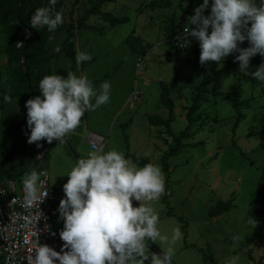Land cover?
<instances>
[{
	"label": "rangeland",
	"instance_id": "374dc122",
	"mask_svg": "<svg viewBox=\"0 0 264 264\" xmlns=\"http://www.w3.org/2000/svg\"><path fill=\"white\" fill-rule=\"evenodd\" d=\"M96 4L97 0H79L76 4L75 0H68L63 9L62 29L49 37L47 46H52L51 75L66 78L70 68L64 63L68 60L59 53L65 29L71 23L77 27L76 22L82 18H86L88 25L98 27L94 31L77 30L81 41L76 49L81 46V52L92 57L85 74L96 79L92 81L96 82L94 88L99 89L104 81L110 82L109 102L85 113L72 132L78 136L69 134L52 144L40 141L36 150L25 141V102L17 100L0 112V164H5L0 168V187L9 175L22 172L16 179L21 189L26 174L44 169L50 174L52 187L64 193L67 174L76 161L93 152L88 144L89 135H100L106 140L102 152L117 150L161 168L166 191L158 201L150 203L159 214L157 227L162 235L170 237L177 226L183 233L182 240L174 246L172 260L176 264H229L234 256L238 257L237 264H256L264 256L260 197L264 188V84L240 73L238 62H234L239 53L230 54L217 64L206 99L198 113L191 115L192 119L199 118L192 122L187 137L179 138L189 125L187 115L193 96L213 62L202 66L198 41L190 38V46L180 49L174 45L176 36L168 30L174 16V33L196 27L189 24V19L200 4L181 0H117L99 8L129 18L127 23L113 28L98 13H92ZM0 43L6 46L1 26ZM240 47L247 48L249 44L245 41ZM139 57L143 61L140 70ZM262 60L259 54L251 58L249 71L254 72ZM6 65L7 55L2 54V76L8 75ZM161 83L171 88L173 135L167 134L165 128L153 127L149 121L150 117H169V110L160 102ZM135 90L139 100L130 102ZM101 108L107 112L99 111ZM35 151L47 152L46 158L39 161ZM219 202H231L232 209L210 216ZM133 205L139 206V202L133 201ZM53 226L61 231L63 221L57 218ZM233 236L239 237L235 246ZM154 244L162 254L161 247L167 249L160 241Z\"/></svg>",
	"mask_w": 264,
	"mask_h": 264
},
{
	"label": "clouds",
	"instance_id": "9594fccd",
	"mask_svg": "<svg viewBox=\"0 0 264 264\" xmlns=\"http://www.w3.org/2000/svg\"><path fill=\"white\" fill-rule=\"evenodd\" d=\"M57 0H49L56 5ZM210 10L209 14H205ZM64 23L62 12L54 16L47 7L38 8L31 17L30 28L47 26L53 32ZM187 28L177 37L180 47H189L190 38L199 43V63L217 64L233 53L239 72L264 84V61L249 71L251 58H264V0H203L189 19ZM250 24V26H249ZM245 41L249 47H240ZM17 47L23 45L19 42ZM86 52L76 55V62L90 61ZM40 95L26 101L29 144L60 142L81 123L85 113L95 111L110 100L111 84L104 81L94 88L88 76L68 71L67 77L52 74L39 82ZM4 103L11 97L3 96ZM94 101V102H93ZM63 185L64 198L58 206L63 221L59 237L61 251L40 245L28 264H172L174 246L183 238L180 227L171 236L162 235L157 225L159 214L150 202L158 201L165 191L162 170L154 163L139 167L117 150L93 151L76 161ZM24 206L41 204L47 192H40L43 181L32 170L23 179ZM133 201L139 202L134 207ZM251 221V218H249ZM255 222V221H254ZM255 226V224H254ZM233 244L239 240L232 237ZM167 245L162 255L150 253L148 243ZM232 257L229 264H237Z\"/></svg>",
	"mask_w": 264,
	"mask_h": 264
},
{
	"label": "trees",
	"instance_id": "16d2710c",
	"mask_svg": "<svg viewBox=\"0 0 264 264\" xmlns=\"http://www.w3.org/2000/svg\"><path fill=\"white\" fill-rule=\"evenodd\" d=\"M68 0H57L56 5L52 6L49 4V0H0V26L4 28L5 38H6V46H2L0 43V56L2 54L7 55V65L5 69H7V76L0 75V112L6 110L7 107L12 106V103L20 100L26 103L27 100L34 98L40 95L39 92V82L40 80L47 75H51L52 71L50 68L51 63V50L52 46H47L49 37L53 34L58 33L60 29H62V25H59L57 29L53 32H49L47 26H45L42 30H36L30 28V19L34 14L35 10L42 7H47L49 9V14L54 16L56 12H62L66 6ZM115 0H97V4L94 6V10L92 9V13H98L104 20H106L110 27H115L120 24L127 23L129 18L127 17H115L110 13L102 12L99 8L108 2H113ZM189 1L191 5L193 4H201L203 0H181ZM79 0H75V4L78 3ZM176 18L171 21V26L168 32L169 34L173 33L177 39L179 32L174 33L173 27L175 26ZM77 27H75L74 23H71L68 28L64 31V36L62 44L60 45L59 53L60 55L66 57L67 63H64V66H68L70 71L74 74L78 75L77 71V44L81 41L80 34L78 35L77 30L85 29L86 31H94L98 27L88 25L86 23V18H82L76 22ZM104 29L103 27H100ZM25 29L29 31V39H26ZM99 29V28H98ZM132 39L136 41L138 38L131 36ZM22 44V47H17V43ZM195 52L198 53V48L195 46ZM137 54V53H136ZM264 61V60H262ZM261 61V62H262ZM260 62V63H261ZM91 62H81V70H84L87 65ZM217 67V63L213 62L210 66L209 70L204 73L203 80L199 87L196 90L195 95L193 96V104L191 109L189 110V114L187 115V120L189 121L188 127L181 133L179 138L187 137L188 131L190 130V126L192 122L196 121L199 117L192 119L193 114H197L201 103L206 99V92L208 86L211 82V78L215 75V69ZM96 83V82H93ZM162 93L160 102L161 104L169 110L168 119L164 120L157 117H150L149 121L153 127H162L165 128V131L169 135H173L171 125L175 120L174 113V103L171 99V88H169L165 83H161ZM7 94L11 97V103H4L3 96ZM26 109V108H25ZM26 117H27V109H26ZM27 119V118H26ZM27 121L25 120V123ZM25 129V127H24ZM26 139L28 135H30V130L27 128ZM71 137H73L71 135ZM25 139V141H26ZM57 143V142H53ZM29 144V143H27ZM34 150H36V143H34ZM44 153L36 152V156H42ZM47 152H45L44 156L39 160L42 161L46 158ZM130 159L143 167L147 162L137 159L133 156H129ZM0 168L5 167V164H0ZM166 167V164H165ZM0 169V171H1ZM44 170V169H42ZM42 170H39L38 173ZM22 172L17 175H9L8 179L16 180L17 177H20ZM0 176L3 177L0 173ZM260 197L262 199L261 203L263 205L264 212V188L260 192ZM232 209L231 202H219L218 205L213 208L209 213L210 216L216 217L222 215L226 212H229ZM170 214V213H169ZM148 248L155 254L162 255V252L157 248V246L149 241ZM205 259H211L208 256H204ZM252 259V258H251ZM253 260V259H252ZM172 264H176L172 260ZM256 264H264V256L262 259Z\"/></svg>",
	"mask_w": 264,
	"mask_h": 264
},
{
	"label": "built area",
	"instance_id": "2783aa9c",
	"mask_svg": "<svg viewBox=\"0 0 264 264\" xmlns=\"http://www.w3.org/2000/svg\"><path fill=\"white\" fill-rule=\"evenodd\" d=\"M186 29L181 30L178 36L182 37ZM181 42L176 39L174 45L187 49L188 47L179 46ZM142 64L139 57L138 69ZM138 100L139 92L135 90L130 102ZM88 139L93 151H103V137L90 134ZM38 174L43 181L40 192H47V196L41 204L37 203L30 208L24 206L23 188L19 189L17 180L7 179L0 187V264H28L29 258L35 255L34 252L40 245H48L58 252L61 251L63 241L53 222L59 216L57 209L64 193L52 187L47 170Z\"/></svg>",
	"mask_w": 264,
	"mask_h": 264
},
{
	"label": "crops",
	"instance_id": "0c3cea01",
	"mask_svg": "<svg viewBox=\"0 0 264 264\" xmlns=\"http://www.w3.org/2000/svg\"><path fill=\"white\" fill-rule=\"evenodd\" d=\"M114 2H117V0H115V1H113V2H108V3H114ZM108 3H106V4H108ZM106 4H105V6H106ZM102 12H106V13H110V14H112V12H109V11H106V10H103ZM113 15V14H112ZM114 16V15H113ZM115 17H117V16H115ZM109 25V24H108ZM113 28V27H112ZM134 35V34H133ZM78 45V44H77ZM79 49H80V52H81V50L83 51V49L81 48V46H79ZM78 48L76 49L77 50V52H78V50H79ZM89 51V50H88ZM87 53V52H86ZM78 66H77V71H78V75L77 76H81V75H84L85 74V70H86V68L84 69V70H81V63L80 64H77ZM88 66V65H87ZM91 81H93V80H96V79H93V78H91L90 79ZM102 110H104V111H106L104 108H101V109H99V111H102ZM107 112V111H106ZM164 120H166V119H164ZM171 129H172V127H171ZM70 135H76V134H72V132L70 133ZM76 136H78V134L76 135ZM98 136H100V135H98ZM101 137H103V136H101ZM27 140H28V138L26 139V144L28 143L27 142ZM88 144L90 145V142H89V139H88ZM105 144H106V140H105ZM91 146V145H90ZM77 147H79V143H78V145H77ZM104 148H105V146H104ZM129 156H133V155H131V154H127V155H125V157L126 158H129L130 159V157ZM41 159V158H40ZM165 177V176H164ZM165 191H166V187H165ZM165 191H164V193H165ZM165 195H163V197H164ZM166 201H167V199H165ZM165 202V201H164ZM134 203H136L135 201H134ZM134 206V205H133ZM136 206H138V205H135L134 207H136Z\"/></svg>",
	"mask_w": 264,
	"mask_h": 264
},
{
	"label": "water",
	"instance_id": "95a60500",
	"mask_svg": "<svg viewBox=\"0 0 264 264\" xmlns=\"http://www.w3.org/2000/svg\"><path fill=\"white\" fill-rule=\"evenodd\" d=\"M25 33H26V39H25V41H27L28 39H29V31L27 30V29H25ZM68 147H69V145H67ZM68 150H69V152H70V154L74 157V158H76V155L71 151V149L70 148H68ZM45 154V153H44ZM44 154L41 156V158L44 156ZM159 255V254H158Z\"/></svg>",
	"mask_w": 264,
	"mask_h": 264
}]
</instances>
